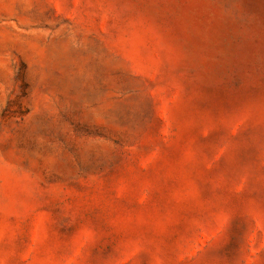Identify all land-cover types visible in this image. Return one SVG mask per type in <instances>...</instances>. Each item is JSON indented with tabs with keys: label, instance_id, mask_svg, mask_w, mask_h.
<instances>
[{
	"label": "rangeland",
	"instance_id": "rangeland-1",
	"mask_svg": "<svg viewBox=\"0 0 264 264\" xmlns=\"http://www.w3.org/2000/svg\"><path fill=\"white\" fill-rule=\"evenodd\" d=\"M0 264H264V0H0Z\"/></svg>",
	"mask_w": 264,
	"mask_h": 264
}]
</instances>
